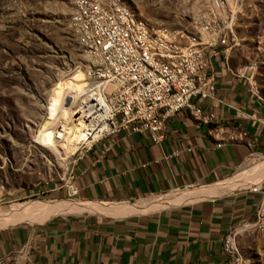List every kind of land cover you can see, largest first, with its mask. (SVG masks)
<instances>
[{
  "label": "crops",
  "instance_id": "0c3cea01",
  "mask_svg": "<svg viewBox=\"0 0 264 264\" xmlns=\"http://www.w3.org/2000/svg\"><path fill=\"white\" fill-rule=\"evenodd\" d=\"M213 68L218 101L193 102L216 115L214 125L195 121L184 109L166 119L161 143L147 133L120 132L85 150L75 165L78 198L84 201L131 203L194 185L193 191L168 197L188 193L187 202L117 215L122 217L85 212L2 227V263L21 255L20 264H232L223 250L225 238L255 223L264 184L256 193L253 185H242L212 196L193 194L241 182L249 161L264 155V98L254 90L249 68L235 69L222 57ZM56 186L48 182L36 192L65 196Z\"/></svg>",
  "mask_w": 264,
  "mask_h": 264
},
{
  "label": "rangeland",
  "instance_id": "374dc122",
  "mask_svg": "<svg viewBox=\"0 0 264 264\" xmlns=\"http://www.w3.org/2000/svg\"><path fill=\"white\" fill-rule=\"evenodd\" d=\"M204 5L205 0H127L136 23L152 36L156 35L153 29L161 28L174 29V35H182V30L196 33L192 20ZM227 10L233 11L224 21L231 29L228 62L235 69L249 68L253 88L264 98V0H234ZM72 14L70 0H0V207L72 199L37 194L45 182L58 184L59 179H68L73 157L66 159L70 152H64L60 144L49 147L35 141L49 121V98L59 83L78 71L88 82H95L88 75L93 61L75 40ZM201 37L198 31V39ZM255 162L256 157L249 164L254 166ZM262 165L252 170L248 166L241 188L264 184ZM182 190L147 196L131 204L170 199L173 195H169ZM39 222L25 219L2 223L0 228ZM236 241L244 264H264V232L249 228L237 235Z\"/></svg>",
  "mask_w": 264,
  "mask_h": 264
},
{
  "label": "built area",
  "instance_id": "2783aa9c",
  "mask_svg": "<svg viewBox=\"0 0 264 264\" xmlns=\"http://www.w3.org/2000/svg\"><path fill=\"white\" fill-rule=\"evenodd\" d=\"M233 2L205 0L204 8L192 20L196 33L182 30V35H174L171 28L153 29L152 34H158L165 41L166 55H151L149 46L145 44L142 25L134 27V30L143 32V40H132L130 33H126V25H130L128 16H123L113 0H70L76 8V16L71 17L75 25V40L93 61L88 71L89 79L105 83L109 111L108 116L103 118L100 112L91 110L85 102L81 101L76 108L91 110L85 115H78L86 125L85 131L89 134L87 142L90 144H81L71 156V176L59 179L57 186L65 190L68 198H78L80 193L76 162L85 150L103 139L120 132L147 133L153 143L159 144L163 140L166 119L184 109L195 121L205 125L216 123V115L213 112L204 113L193 99L217 100L213 64L221 57L227 62L228 30L230 32L231 29L225 26L224 21L229 14L233 16V11L227 10ZM198 31H205V39H198ZM191 40H198V50L180 52V45L189 44ZM97 132L98 136L94 138ZM62 135L64 130L60 128L58 139ZM179 154L180 151L173 153L174 156ZM195 188L194 185L184 187ZM252 191H261V186L253 184ZM37 194L46 195L43 191ZM259 207H262V215L255 218V223L249 228L264 232V205ZM233 231L235 229L229 232V242L223 244V250L231 257L232 264H244L243 258L234 254ZM21 258V255H16L11 259L12 264H20ZM0 264H3L1 260Z\"/></svg>",
  "mask_w": 264,
  "mask_h": 264
},
{
  "label": "bare ground",
  "instance_id": "6f19581e",
  "mask_svg": "<svg viewBox=\"0 0 264 264\" xmlns=\"http://www.w3.org/2000/svg\"><path fill=\"white\" fill-rule=\"evenodd\" d=\"M113 2L123 16H128V23L130 25H126V33H130V38L132 40H143V32L134 30V27H140V25L136 23L131 10L128 8L127 0H113ZM72 7V17H74L76 16V8L74 6ZM72 25L75 28L73 22ZM142 30H144L145 44L149 46V53L151 55H166L165 41L162 40L158 34L152 36L144 27H142ZM200 32L202 37L199 39H205V31ZM190 50H198V40H191L188 45H185L184 47L180 46V52H189ZM104 88L105 83L103 82H88L87 79L84 78L81 71H78L72 78L66 80L65 82L59 83L49 98V121H47L40 129L35 140L37 144L49 147L60 144L63 147L64 152H70V154L66 156V159L71 157L79 149L81 144H90V142H87L89 134L85 131L86 125L82 120H80V118H78V115L80 113L85 115L87 112L94 109L96 112H100L103 118L108 116L109 105L106 100ZM74 92L77 93L73 94ZM79 100L83 103L85 102L91 110L86 108L73 110L75 105L77 106ZM94 120L96 122L98 121L97 119ZM104 127L106 126H103V128ZM58 128L64 130V135H62L61 139H58L57 136L59 130ZM98 133L99 132L95 134L94 138L98 136ZM231 139L233 140V138ZM255 163L256 165L254 166L252 164H247V166L242 170V174L247 172L248 166L250 170L256 166L263 168L262 164L264 163V155L256 157ZM69 176H71V172ZM240 183V179L238 178L219 185L208 186L206 188L203 187L202 190L194 193L193 197L197 196V198H199L220 194L240 187ZM191 197L192 196L181 193L180 195L173 198L171 197L170 199H156L147 202H138L135 204L98 203L84 200L80 201L77 199L63 201L33 200L21 204H12L8 208L0 207V225L2 223H16L25 219H36V221L44 222L56 215L78 214L83 212L106 215H130V213L133 214L134 212L147 211L148 209L158 208L170 203L187 202ZM261 215L262 207H258L255 213V218H260ZM243 230L246 231V228H236L235 231H233L232 236L234 254L237 255L238 258H242V255L238 248L236 238ZM228 242L229 235L226 236L224 244H228Z\"/></svg>",
  "mask_w": 264,
  "mask_h": 264
}]
</instances>
